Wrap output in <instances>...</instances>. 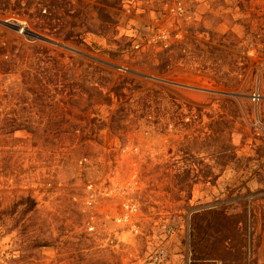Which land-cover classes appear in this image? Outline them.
Masks as SVG:
<instances>
[{"label": "rangeland", "instance_id": "374dc122", "mask_svg": "<svg viewBox=\"0 0 264 264\" xmlns=\"http://www.w3.org/2000/svg\"><path fill=\"white\" fill-rule=\"evenodd\" d=\"M0 264H264V0H0Z\"/></svg>", "mask_w": 264, "mask_h": 264}, {"label": "water", "instance_id": "95a60500", "mask_svg": "<svg viewBox=\"0 0 264 264\" xmlns=\"http://www.w3.org/2000/svg\"><path fill=\"white\" fill-rule=\"evenodd\" d=\"M14 28L17 30H21V28L19 26H15Z\"/></svg>", "mask_w": 264, "mask_h": 264}]
</instances>
